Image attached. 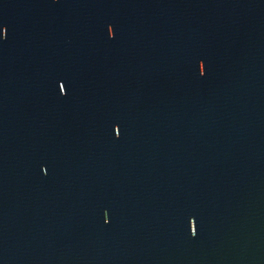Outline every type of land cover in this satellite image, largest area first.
Masks as SVG:
<instances>
[{
    "label": "water",
    "instance_id": "obj_1",
    "mask_svg": "<svg viewBox=\"0 0 264 264\" xmlns=\"http://www.w3.org/2000/svg\"><path fill=\"white\" fill-rule=\"evenodd\" d=\"M0 264H264V0H0Z\"/></svg>",
    "mask_w": 264,
    "mask_h": 264
}]
</instances>
